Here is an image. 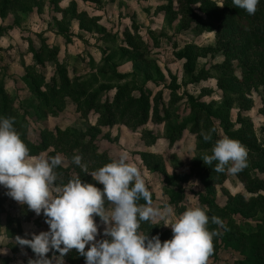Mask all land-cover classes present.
<instances>
[{
  "label": "rangeland",
  "instance_id": "rangeland-1",
  "mask_svg": "<svg viewBox=\"0 0 264 264\" xmlns=\"http://www.w3.org/2000/svg\"><path fill=\"white\" fill-rule=\"evenodd\" d=\"M36 1L35 5L38 8V5L41 7L40 14H34L36 11L33 8V13L28 14L27 18L20 23L21 30L14 28V38H10L11 41H4V46L8 44L9 46L4 51L0 50V57L4 60L1 64L11 60L18 62L20 67L22 64L31 65L33 60L30 51L27 50V38L35 46L39 45L40 38H45L47 44L56 40L57 62L66 66L69 76L74 75L86 81L90 79L91 88L98 90L99 101L104 97L110 99L115 90L114 86L122 82L133 81L138 85L143 84L150 90V107L144 125L125 126L119 121L110 127H102L95 134L93 142L97 147L96 151L105 153L111 160L117 159L120 153L127 152L128 163L139 168L146 187L152 194V206L164 214V218L158 217L151 221L152 223L161 230L172 231L169 226H165V223L173 222L180 214L192 207H201L206 210L209 217L218 216L227 227L232 229L235 226L243 232L255 230L259 224L264 223V190L251 195L244 190L238 175L227 172L220 179L221 182L210 184H207L208 176H196V172L202 171L206 165L200 157L204 153L211 154L215 137H222L224 134L217 119L211 115L213 109L211 107L209 110L211 116L208 121L210 120L211 126H214L215 132L212 134L211 141L206 142L203 139L201 133H207L212 128L209 122L204 120L199 121L197 129H194L191 116H189L186 95L190 94L205 103L211 101L215 107L222 104L220 90L215 85L216 71L214 68L221 62L222 57L217 51H208L206 57H198L195 73L208 70L211 76L194 83L190 81V76L182 72L181 60L173 56L172 43L177 49L185 43L213 46V32H203L196 36L184 33L179 28L178 22L165 14L163 10L165 2L162 0H55V6L59 8L73 3L76 12H84L89 17L97 18V29L81 33L80 38L75 35V21H71L67 32L70 40L65 42L60 33L53 34L48 29L49 0ZM213 1L219 3L221 0ZM7 18L10 20L11 16L7 15L6 21ZM1 23L6 24L5 21ZM127 32L134 34V38H140L147 46L148 50L143 59L149 61V65L145 72L137 69L132 62L133 56L126 53L129 50L124 39ZM36 34L44 37H38ZM67 34L65 32L62 35L67 36ZM110 35H114L113 41H110ZM230 66L233 74L239 76L238 60H232ZM113 70L116 74H126L125 78L120 80L114 75ZM45 71L46 78H49L54 74L53 65H47ZM13 80L16 82L14 85ZM13 80L9 79L8 84L15 88V93L12 94L14 109L22 117L21 124L28 128L27 138L29 140L35 142L38 130L43 125L57 126L65 131L73 130L76 135L79 131L83 132L86 126L94 125L97 114L90 111L86 118H81L68 98L64 99L63 109L56 110L55 116L36 117L32 113V99L29 92L20 83L22 81L19 76L15 75ZM99 84L104 85L105 88H97ZM158 94H160V102L155 103L156 106L160 110L162 103L165 104L164 106L167 105V112L170 116L166 121L155 123L151 106L153 98ZM246 95L250 99L248 108L239 111L236 105H232L227 114V120L225 119L222 123L225 122L230 130L237 128L236 116L240 112V117L243 116L251 122L255 143L264 148V86L256 85L250 88ZM180 125L183 128L177 129ZM166 136H171L174 141L172 145H169ZM198 144L209 147L200 149ZM78 152V149L74 150V154ZM45 153L46 151L32 157H46ZM59 154L63 157L61 166L65 169L64 173L74 174L73 168L69 166L68 158ZM79 155L82 156L83 162L86 154ZM143 160L147 162V166ZM247 160L246 169L251 176L258 177L264 183V172L254 169L250 162L249 152ZM166 176H168L167 179H165ZM171 177L174 179L171 180ZM167 190L177 192L175 202L169 200ZM235 194H241L246 199L251 196L255 197V195L259 197L254 205V212L250 216L241 217L230 210H221L223 207L230 208L231 203L228 202V198ZM198 195L209 201L208 204H216L220 210H210L208 204H204ZM45 219L43 213L37 216L26 204L21 205L8 196L7 189L0 185V264H28L29 259H36V254L32 249L28 246L21 247L16 243L15 238L21 236L31 239L33 233L39 234L41 231H47L49 225ZM94 219L99 225L100 234L97 239L105 238L100 218ZM208 228H217V225L210 222ZM219 231H222V228ZM216 244L207 264L222 261L234 264L235 260L241 259L237 251L224 247L218 238H216ZM47 256L52 258L53 250L49 251ZM53 264H55L54 260ZM80 264H85V260Z\"/></svg>",
  "mask_w": 264,
  "mask_h": 264
},
{
  "label": "trees",
  "instance_id": "trees-1",
  "mask_svg": "<svg viewBox=\"0 0 264 264\" xmlns=\"http://www.w3.org/2000/svg\"><path fill=\"white\" fill-rule=\"evenodd\" d=\"M162 1L165 2L163 6L165 14L169 18L171 17L170 19L176 20L179 28L184 33L196 36L203 32H213V46H197L193 43H185L180 49H177L175 44L172 43L173 56L177 60H181V70L184 74L191 77V82H199L211 76L208 70H201L195 73L198 57H206L208 51H217L222 57L221 62L214 67L216 71L215 85L220 90L221 98L223 99L222 104L219 107H215L211 101L205 103L190 94L186 95L189 116H191L194 129H197L199 121L204 120L209 122L211 126L212 123L208 119L213 115L220 124L224 136L238 140L243 144L251 155L250 162L253 164L254 169L263 173L264 148L255 143L250 120L243 116L240 117V112H238L236 116L237 128L230 130L225 122H222L225 119L227 120V114L232 105H236L239 111L248 108L247 105L250 103V99L247 98L246 93L250 88L256 85L264 86V0H259L257 11L254 15H249L246 10L235 7L232 0H221L219 3L213 0ZM36 2V0H0V20H5L7 15L11 16L10 20L7 18L5 26L0 25V35L14 29V27L20 28V23L27 18L28 14L31 15L33 13V8L36 11L34 14H40L41 7L38 5V8L35 5ZM48 3L50 4L48 10L49 18L47 19L48 29L53 34L60 33L63 41L67 42L68 39L70 40L67 32L68 26L73 20L76 23L75 35L78 38L81 37V33L97 29V18L89 17L84 12H76L73 3L64 8L55 6V0H49ZM23 5L26 7H22ZM219 5H223V7ZM65 32L67 36L62 35ZM36 35L44 37L40 34ZM134 37V34L125 33L124 39L129 47L126 53L133 56L132 62L136 68L145 72L149 61L144 60L143 57L148 49L140 38ZM27 39V50L30 51L33 63L31 65L22 64L17 76H19L30 94L33 115L40 118L41 116L45 118L47 116H55L56 110L63 109L64 99L68 98L74 104V109L81 118H86L87 114L93 111L97 114L96 121L93 126H86L85 130H82L83 132L79 131L77 135L73 130L65 131L57 126L48 127L43 125L38 130L35 142L29 140L27 138L28 128L26 125L21 124L22 117L14 109L13 96L3 87L4 73L0 74V118H15L13 126L28 147L29 156H36L46 151V157L61 153L68 158L69 166L73 168L74 174H65L63 166H58L55 169L60 174L63 183H67L72 177L79 176L82 182L91 183L103 189V185L95 181L90 176V173L83 172L78 165L72 162L74 150L78 149V154H86L82 163L87 164L89 172L95 171L106 163L111 162L112 160L105 153L96 151L97 147L93 142L95 134L102 127H110L119 121L125 126L144 125L147 121L148 108L150 107V90L143 84L138 85L133 81L122 82V84L114 86L115 90L110 99L104 97L103 100L99 101L98 90L91 88L90 79L86 81L74 75L72 77L69 76L66 66L57 62L58 45L56 40H53L51 44H47L45 38H40L39 45L35 46L29 38ZM113 40L114 35H110V41ZM232 60H238L240 66L239 76L233 74L230 66ZM47 65H53L54 67V74L49 78H46L45 68ZM0 68L7 71L4 66H0ZM114 75L120 80L126 76V74H116L115 72ZM96 87L99 89L105 88L102 84ZM159 100L160 94L153 98V105L151 106L152 115H154L153 122L155 123L166 121L170 116L167 112L168 106H164V103H162L161 109H158L155 103L160 102ZM211 107L213 109L210 115L209 110ZM181 128H183L181 125L177 127V129ZM211 128H214V126H211ZM176 136L178 135L176 134ZM166 138L169 140V145H172L174 141H172L171 136H166ZM215 138L218 139L220 137L216 136ZM208 147V145H199L200 149ZM215 163L214 161L212 166L205 165L202 171L196 172V176H208L209 181L207 184L219 182L224 173H217L213 170ZM163 174L166 175L164 172ZM236 175H238L247 193L252 195L264 190L263 181L256 176L252 177L248 169L245 168ZM167 178L168 176L165 177V179ZM60 182L57 181L56 183ZM166 193L171 202L176 201L177 192L167 190ZM198 196L204 204L210 203L201 195ZM258 199L257 195L247 199L241 194L231 195L228 198V202L231 203L230 208L223 207L221 210H230V212L241 217L250 216L254 212L253 208ZM138 203L144 204L145 201L141 199ZM208 207L210 210H220L216 204H208ZM226 228L228 229L227 231L222 228L221 232L223 234L221 236L213 238L214 247L217 245L216 238H218L224 247L231 248L241 255V259L235 260L234 264H264V223L259 224L255 230L246 232L235 226L232 229L227 226ZM138 232L148 234L149 237L158 235L161 242L170 239L173 235L172 231L161 230L151 221L141 222ZM55 255H59V253H55ZM83 260L85 258L79 255L75 249L64 257L66 264H80ZM214 264L228 263L222 261L214 262Z\"/></svg>",
  "mask_w": 264,
  "mask_h": 264
},
{
  "label": "clouds",
  "instance_id": "clouds-1",
  "mask_svg": "<svg viewBox=\"0 0 264 264\" xmlns=\"http://www.w3.org/2000/svg\"><path fill=\"white\" fill-rule=\"evenodd\" d=\"M232 3L254 15L259 0ZM14 122V117L0 118V185L37 216L43 213L49 225L47 231L33 233L31 239L16 236L17 244L30 247L36 254L28 264H53V260L65 264L64 257L73 249L85 258V264H207L214 250L213 238L223 234L220 228L228 230L220 217H209L205 209L192 207L165 223L172 230L170 239L161 242L158 235L138 232L141 222L164 218V214L152 206V194L139 168L128 163L127 152L92 172L82 163L81 155H73L72 162L90 173L103 189L82 182L79 176L63 183L55 170L63 164V157L59 153L30 157ZM214 132L212 128L201 134L208 142ZM247 157L246 147L225 135L215 140L211 154L200 158L208 166L215 161L213 170L217 173L236 175L248 166ZM141 199L144 204L138 203ZM97 216L105 237L99 240ZM210 222L217 228L210 230ZM52 250L53 257L49 258Z\"/></svg>",
  "mask_w": 264,
  "mask_h": 264
},
{
  "label": "crops",
  "instance_id": "crops-1",
  "mask_svg": "<svg viewBox=\"0 0 264 264\" xmlns=\"http://www.w3.org/2000/svg\"><path fill=\"white\" fill-rule=\"evenodd\" d=\"M3 21H5L6 22V20H3ZM0 22H2L1 20H0ZM7 23V22H6ZM0 25H2V26H5L6 24L5 23H1ZM14 28H16V27H14ZM19 30H20V28H19ZM8 32V33H7ZM14 29H12V30H9V31H6V33H4V34H1L0 35V50H2V51H4L5 50V48L7 47V46H9V44L7 45V46H4V41L6 40H10L11 41V39L10 38H12L13 36H14ZM9 35H10V37H9ZM14 38V37H13ZM1 52V51H0ZM9 59V58H8ZM2 62H4V60H3V58L2 57H0V66H4L5 68H6V70L7 71H5L4 69H2V68H0V73H4L5 75H4V77H3V87H4V89L7 91V92H9L10 94H13V93H15V88L13 87V86H9V84H8V81H9V79H12L13 80V78H15V75H17V74H19V71H16V69H21V67H20V65L19 64H17L18 62H16V61H8V63H5V65H2L1 63ZM5 71V72H4ZM7 72V73H6ZM11 73V74H10ZM16 82H14V80H13V85L15 84ZM22 85H24L23 84V82H20ZM24 87H25V85H24ZM26 89V88H25ZM149 147H152V146H149Z\"/></svg>",
  "mask_w": 264,
  "mask_h": 264
}]
</instances>
